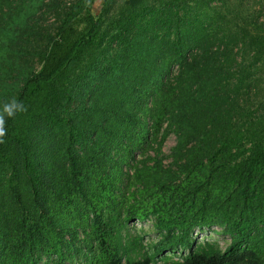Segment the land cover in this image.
I'll list each match as a JSON object with an SVG mask.
<instances>
[{
    "label": "trees",
    "instance_id": "16d2710c",
    "mask_svg": "<svg viewBox=\"0 0 264 264\" xmlns=\"http://www.w3.org/2000/svg\"><path fill=\"white\" fill-rule=\"evenodd\" d=\"M12 98L0 264H264V0H0Z\"/></svg>",
    "mask_w": 264,
    "mask_h": 264
},
{
    "label": "rangeland",
    "instance_id": "374dc122",
    "mask_svg": "<svg viewBox=\"0 0 264 264\" xmlns=\"http://www.w3.org/2000/svg\"><path fill=\"white\" fill-rule=\"evenodd\" d=\"M99 8H94V12L98 13ZM53 20V18L51 19ZM168 139L165 140L163 147H162V153L163 155L167 156L170 153L171 148L174 146L175 141L177 138H175V135L170 134L168 137ZM150 155L153 156V152L150 151ZM170 160H168L167 158L165 159V162H169ZM132 225L137 229V230H143L145 233V237H144V241L146 243H149L151 240H153L154 235L151 234V226L149 222H135L132 223ZM129 227H131V224H129ZM215 230H214V229ZM196 240L198 242H202V241H216L218 243V245L220 246L221 249H224L228 244H229V237L228 235H225L221 232V229L218 227H212L209 230H201L198 231L196 230ZM39 264H44L42 262H40ZM52 264V263H50ZM69 264V263H67Z\"/></svg>",
    "mask_w": 264,
    "mask_h": 264
},
{
    "label": "clouds",
    "instance_id": "9594fccd",
    "mask_svg": "<svg viewBox=\"0 0 264 264\" xmlns=\"http://www.w3.org/2000/svg\"><path fill=\"white\" fill-rule=\"evenodd\" d=\"M27 111L28 106L16 98H12L3 103L2 107H0V144L6 143L7 120L15 118L17 114H22Z\"/></svg>",
    "mask_w": 264,
    "mask_h": 264
}]
</instances>
